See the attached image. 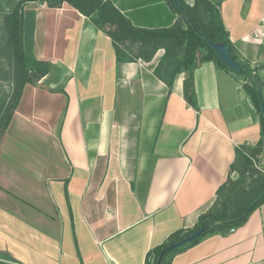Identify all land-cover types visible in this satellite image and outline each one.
<instances>
[{
  "label": "crops",
  "instance_id": "1",
  "mask_svg": "<svg viewBox=\"0 0 264 264\" xmlns=\"http://www.w3.org/2000/svg\"><path fill=\"white\" fill-rule=\"evenodd\" d=\"M111 1L138 27L178 18L168 0ZM28 7L35 58L49 69L24 85L0 125V259L145 264L149 250L213 205L235 147L263 138L261 113L245 79L212 60L193 72L195 109L183 96L185 72L171 88L157 73L167 67L164 48L150 60L117 62L111 38L68 3ZM218 8L236 55L250 64L263 53L255 33L264 39V0H219ZM170 264H264V202Z\"/></svg>",
  "mask_w": 264,
  "mask_h": 264
},
{
  "label": "trees",
  "instance_id": "2",
  "mask_svg": "<svg viewBox=\"0 0 264 264\" xmlns=\"http://www.w3.org/2000/svg\"><path fill=\"white\" fill-rule=\"evenodd\" d=\"M3 0H0V3ZM9 8L2 16V27L6 33V43L10 48L8 56V75L13 81L10 102L3 104L0 119L1 129L8 125L19 102L25 84L36 85L48 72L47 61L38 60L33 52V34L35 27V10L29 8L31 3H45L49 7H59L63 2L68 3L83 15L89 17L92 23L105 32L111 40L115 51L116 61H135L139 58L150 60L157 49L164 48L165 52L160 64L166 63L164 73H157L167 80L171 88L178 73L185 72L183 96L186 102L198 109L197 96L193 81V72L203 61L212 60L219 68L230 69L216 55L208 44L224 42L227 44L232 57L241 66L242 72L237 73L245 79L243 87L251 95L260 111V100L254 83L256 76L248 63L239 60L235 53L227 30L225 29L218 8L219 0H194L193 5L184 0H178L183 10L172 0H168L171 8L178 15L177 20L169 27L143 28L135 26L114 5L111 0H6ZM11 1L13 3H11ZM188 19V20H187ZM191 22V23H190ZM198 31L207 37L205 41ZM159 64V66H160ZM261 140L250 148L247 145L235 147V160L231 163L229 174L224 183L216 191V199L207 211L200 214L191 229L177 230L171 233L165 241L154 246L146 254L145 264H156L161 250L167 245L180 240L201 226H209V230L178 248L167 252L160 264H170L172 256L197 243L207 235L214 233L226 234L231 228L242 225L250 213L264 202V196L249 211V205L264 191V174L254 168V160L258 155L264 157V121L261 117ZM232 171L238 172V177H230ZM150 255L153 260L149 262ZM0 259V264H11Z\"/></svg>",
  "mask_w": 264,
  "mask_h": 264
},
{
  "label": "water",
  "instance_id": "3",
  "mask_svg": "<svg viewBox=\"0 0 264 264\" xmlns=\"http://www.w3.org/2000/svg\"><path fill=\"white\" fill-rule=\"evenodd\" d=\"M174 2V4L179 7L180 9L183 10V7L181 6L180 2L178 0H172ZM188 20V19H187ZM191 23V22H190ZM198 34L205 40L207 41V37L198 31ZM208 44L211 48H213V50L215 51L216 55L222 60V62L227 65L230 69H232L234 72L237 73H241L242 69L241 66L239 65V63L232 57L231 52L227 46L226 43L224 42H212V41H208ZM256 88H257V93H258V97L260 100V113H261V117L264 121V98L260 92V88H259V84L257 79L253 80ZM264 196V191L262 192V194L255 199L248 207L247 211H249L255 204H257L259 202V200ZM209 230V226H201L198 229L192 231L190 234L184 236L183 238H181L178 241H175L169 245H167L166 247H164L158 258L156 261V264H160L162 258L164 257V255L169 252L172 251L176 248H178L179 246L191 242L193 240H195L196 238H198L199 236H201L202 234H204L205 232H207Z\"/></svg>",
  "mask_w": 264,
  "mask_h": 264
},
{
  "label": "rangeland",
  "instance_id": "4",
  "mask_svg": "<svg viewBox=\"0 0 264 264\" xmlns=\"http://www.w3.org/2000/svg\"><path fill=\"white\" fill-rule=\"evenodd\" d=\"M11 3H13L11 1ZM11 8L10 3H7L6 0L1 1L0 3V99L3 100V104H8L10 102V96L12 89L14 87L13 81L9 79L8 75L6 73L8 72V54L10 52V48L6 43V33L2 27V16L3 14ZM234 72V71H233ZM236 74V72L234 73ZM226 80L223 79V83H225ZM228 82V81H227ZM235 86L237 85L236 82H234ZM233 85V84H232ZM225 87V85H224ZM236 88V87H235ZM232 95L233 97L237 98L239 97L237 89H232ZM3 109L0 110V113ZM4 115H0V119H3ZM264 142V140H263ZM264 145V144H263ZM254 168L258 169L264 174V157L263 155H259L254 160Z\"/></svg>",
  "mask_w": 264,
  "mask_h": 264
},
{
  "label": "built area",
  "instance_id": "5",
  "mask_svg": "<svg viewBox=\"0 0 264 264\" xmlns=\"http://www.w3.org/2000/svg\"><path fill=\"white\" fill-rule=\"evenodd\" d=\"M187 4L193 5L194 0H184ZM255 38L259 40L261 48L263 50V53L256 58L255 60L251 61L249 66L252 69V73L256 76L260 92L264 98V39L263 34L261 32L255 33ZM234 228H231V231H233Z\"/></svg>",
  "mask_w": 264,
  "mask_h": 264
}]
</instances>
